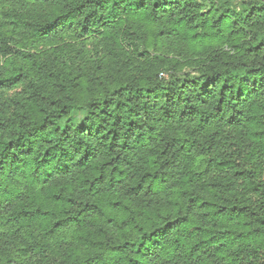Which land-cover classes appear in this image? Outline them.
Wrapping results in <instances>:
<instances>
[{"label": "trees", "instance_id": "16d2710c", "mask_svg": "<svg viewBox=\"0 0 264 264\" xmlns=\"http://www.w3.org/2000/svg\"><path fill=\"white\" fill-rule=\"evenodd\" d=\"M0 264H264V0H0Z\"/></svg>", "mask_w": 264, "mask_h": 264}, {"label": "rangeland", "instance_id": "374dc122", "mask_svg": "<svg viewBox=\"0 0 264 264\" xmlns=\"http://www.w3.org/2000/svg\"><path fill=\"white\" fill-rule=\"evenodd\" d=\"M148 34L151 35V36L153 35V34L150 32V30L148 31ZM218 45H219L218 47H220V46L222 45V43H221V42H218ZM87 48H88V46H87ZM200 49H201V52H205V45H204V46H201ZM186 53H188L187 56H189V55L191 54V53H190V50L187 51ZM189 53H190V54H189ZM193 53H195V52H193ZM183 69H184V70H187V69H189V67L184 66Z\"/></svg>", "mask_w": 264, "mask_h": 264}]
</instances>
